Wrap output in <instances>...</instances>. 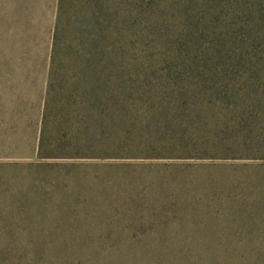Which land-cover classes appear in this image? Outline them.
<instances>
[{
    "label": "rangeland",
    "instance_id": "rangeland-1",
    "mask_svg": "<svg viewBox=\"0 0 264 264\" xmlns=\"http://www.w3.org/2000/svg\"><path fill=\"white\" fill-rule=\"evenodd\" d=\"M0 264H264V0H0Z\"/></svg>",
    "mask_w": 264,
    "mask_h": 264
}]
</instances>
